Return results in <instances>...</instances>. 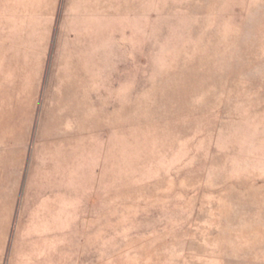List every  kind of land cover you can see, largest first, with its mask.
Wrapping results in <instances>:
<instances>
[{"label":"rangeland","instance_id":"1","mask_svg":"<svg viewBox=\"0 0 264 264\" xmlns=\"http://www.w3.org/2000/svg\"><path fill=\"white\" fill-rule=\"evenodd\" d=\"M0 264H264V0H0Z\"/></svg>","mask_w":264,"mask_h":264}]
</instances>
